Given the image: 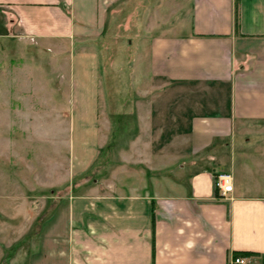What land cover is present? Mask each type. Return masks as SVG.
<instances>
[{
    "label": "crops",
    "instance_id": "crops-1",
    "mask_svg": "<svg viewBox=\"0 0 264 264\" xmlns=\"http://www.w3.org/2000/svg\"><path fill=\"white\" fill-rule=\"evenodd\" d=\"M113 66L133 75L121 110ZM51 70L78 107L59 195L38 152L10 174ZM2 92L0 264H264V0H0Z\"/></svg>",
    "mask_w": 264,
    "mask_h": 264
},
{
    "label": "rangeland",
    "instance_id": "rangeland-1",
    "mask_svg": "<svg viewBox=\"0 0 264 264\" xmlns=\"http://www.w3.org/2000/svg\"><path fill=\"white\" fill-rule=\"evenodd\" d=\"M136 18V16L134 17ZM29 51V52H28ZM27 51L28 57L30 54H32V51ZM26 52V51H25ZM20 57H17L19 60ZM121 60H117V64L120 63ZM27 63L30 65V61L28 60ZM52 68V67H51ZM130 69L125 70V77L123 75V71L119 72L117 68L110 67L106 69V75L103 77V91L101 95V99L104 102L105 99L108 97V100L110 99V102L114 104L115 110H121L119 109L118 105L120 104V99L125 98L129 93L128 89L130 87V84H134L133 82V75L130 74ZM110 76L111 80L108 83H105V77ZM69 77L66 78H60L59 75H55L52 73L51 70V76H50V85H49V91H41L40 92H34L35 99L37 96H40L37 98L39 101L44 102L42 100V97L46 100L45 103V109H48L47 100L49 104L50 114L48 115H39V125H41L40 131H37L36 129L33 131V134H31L30 131H28L27 134L20 131V128L26 125H16V136H17V147L16 151L18 152V156H14L15 154L12 153L13 162L15 165H17L18 170L13 171L10 173L12 176H14L17 179H20L21 176L25 175L24 162L22 161V156L25 157L27 153L30 151L38 152L43 157L44 161L48 159V162L50 163L51 171H56L55 176L51 177V189L54 188L55 191L51 192L53 195H59L61 194V191L58 192L56 186L52 183H55L57 178L63 179V165H65V175L64 178H66V192H70L69 187L70 183H72V179L75 180V178H72L71 176V157L73 153V140L71 138V135H69V132L72 131L73 123L71 121V117L78 114V107H74L73 103H69V98L72 96L71 92H69V84H68ZM107 82V81H106ZM41 85V83L39 84ZM4 86V83L3 85ZM112 88L111 91H105V89ZM43 96H42V95ZM6 92H2L0 95V104L2 106V115H4L5 111V105L6 102L10 101L9 96ZM49 98V99H48ZM12 101L15 100L14 93L13 97L11 99ZM52 107V108H51ZM64 108H66V118L64 121L62 112L64 111ZM41 109V108H40ZM120 112V111H119ZM78 126V125H76ZM15 127V126H14ZM40 128V127H39ZM0 132L2 136H5L7 130L5 128V125H0ZM30 134L32 135V138H30ZM12 136H15V134L12 132ZM88 140L85 138L82 139V142L88 143ZM77 143H79V139L77 140ZM77 147V144H76ZM20 154L22 156H20ZM1 165V163H0ZM2 166V165H1ZM59 169V171H58ZM53 172H51V176ZM87 174L91 175V180H93V173L87 172ZM77 179V178H76ZM0 181H8V178L0 173ZM52 191V190H51Z\"/></svg>",
    "mask_w": 264,
    "mask_h": 264
},
{
    "label": "built area",
    "instance_id": "built-area-1",
    "mask_svg": "<svg viewBox=\"0 0 264 264\" xmlns=\"http://www.w3.org/2000/svg\"><path fill=\"white\" fill-rule=\"evenodd\" d=\"M214 186L219 197H227L233 190V175L228 171H220L214 175ZM249 256H233L230 264H249Z\"/></svg>",
    "mask_w": 264,
    "mask_h": 264
},
{
    "label": "trees",
    "instance_id": "trees-1",
    "mask_svg": "<svg viewBox=\"0 0 264 264\" xmlns=\"http://www.w3.org/2000/svg\"><path fill=\"white\" fill-rule=\"evenodd\" d=\"M247 256V255H250L249 253H246V252H237L234 254V256Z\"/></svg>",
    "mask_w": 264,
    "mask_h": 264
}]
</instances>
